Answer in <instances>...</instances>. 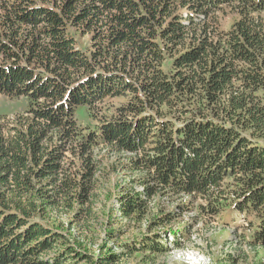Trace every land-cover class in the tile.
Returning a JSON list of instances; mask_svg holds the SVG:
<instances>
[{"label": "trees", "instance_id": "trees-1", "mask_svg": "<svg viewBox=\"0 0 264 264\" xmlns=\"http://www.w3.org/2000/svg\"><path fill=\"white\" fill-rule=\"evenodd\" d=\"M0 95L28 100L0 118V264L87 261L48 221L121 171L128 254L235 214L264 248V0H0Z\"/></svg>", "mask_w": 264, "mask_h": 264}, {"label": "rangeland", "instance_id": "rangeland-1", "mask_svg": "<svg viewBox=\"0 0 264 264\" xmlns=\"http://www.w3.org/2000/svg\"><path fill=\"white\" fill-rule=\"evenodd\" d=\"M88 38L87 36L80 38L79 43L86 45ZM27 107L28 100L25 97L0 95L1 119L3 116L13 117L22 114ZM83 111L79 109L77 115L80 124L86 125L89 119L85 118ZM105 164L109 166L107 162ZM100 180L102 189L97 191L98 197L94 199L92 213L85 217V223L82 218L78 219L75 210L70 214H52V220L48 221L50 224L51 221L60 224L64 242L77 248L79 254L89 257L87 261L83 258L79 261L65 259L63 264H106L102 259L110 251L120 257L113 264H264V248L254 252L249 249L250 233L245 229L247 226L243 216L238 214L230 217L226 224L219 218L212 220L200 218L197 225H192L190 238L183 241L184 246L181 249H173L159 257L147 256L145 253L128 254V251L121 247L122 244L127 240L133 241L144 233L146 225L141 226L134 221L116 217L119 215L116 212L115 195L119 192L118 188L128 182L125 172H114ZM62 212L65 211L62 209ZM111 216L114 217L112 222L115 220L111 230L113 229L118 236L125 232L118 238L114 237L112 241L109 235ZM184 223L193 224V221L188 219ZM77 242H81L82 247H78Z\"/></svg>", "mask_w": 264, "mask_h": 264}]
</instances>
